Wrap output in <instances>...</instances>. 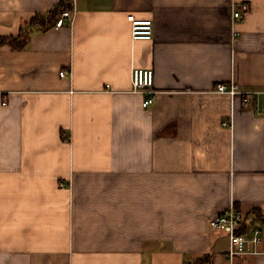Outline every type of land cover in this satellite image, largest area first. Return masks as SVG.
Returning <instances> with one entry per match:
<instances>
[{"label":"crops","instance_id":"1","mask_svg":"<svg viewBox=\"0 0 264 264\" xmlns=\"http://www.w3.org/2000/svg\"><path fill=\"white\" fill-rule=\"evenodd\" d=\"M68 3L63 27L0 47V264H264V225L233 259L210 226L264 215V95L215 92L264 91V0H0V35Z\"/></svg>","mask_w":264,"mask_h":264},{"label":"built area","instance_id":"2","mask_svg":"<svg viewBox=\"0 0 264 264\" xmlns=\"http://www.w3.org/2000/svg\"><path fill=\"white\" fill-rule=\"evenodd\" d=\"M250 8L248 3H243L234 12V17L239 19L242 17V11H247ZM66 20H73V12L71 9H64L58 17L53 28L63 27ZM128 21L131 23L132 38L134 40L149 41L154 37L153 20L149 18H138L135 15H129ZM238 33H235L237 36ZM67 71H61L60 75H67ZM133 93L144 95L143 107L147 108L152 105L159 94V91L154 88V71L152 69L135 68L133 70ZM215 92L228 94L230 96L242 95L245 99V104L249 105V97H259L264 95L262 90L244 91L235 82L219 83L216 86ZM210 226L213 230L223 232L229 239V249L226 256L230 259L238 255L255 253L257 248L262 243L260 226H251L247 222L244 215L234 206L224 210L214 216L210 221ZM248 230H243L244 228Z\"/></svg>","mask_w":264,"mask_h":264},{"label":"trees","instance_id":"3","mask_svg":"<svg viewBox=\"0 0 264 264\" xmlns=\"http://www.w3.org/2000/svg\"><path fill=\"white\" fill-rule=\"evenodd\" d=\"M71 4L59 5L58 7L50 10L47 15L37 14L30 20L26 21L20 32L17 35H0V47L9 45L13 49L22 50L30 41V31L32 27H38L40 31L45 32L52 28L58 20L59 15L64 9H70ZM251 226L264 225V215L259 210H254L252 213ZM248 230V228L243 229ZM185 264H213V254L205 253L196 257L192 261Z\"/></svg>","mask_w":264,"mask_h":264}]
</instances>
